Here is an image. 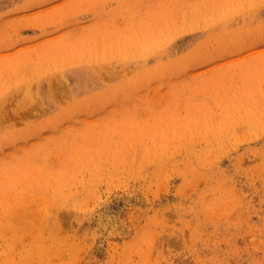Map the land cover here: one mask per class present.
Wrapping results in <instances>:
<instances>
[{"label":"rangeland","instance_id":"1","mask_svg":"<svg viewBox=\"0 0 264 264\" xmlns=\"http://www.w3.org/2000/svg\"><path fill=\"white\" fill-rule=\"evenodd\" d=\"M0 264H264V0H0Z\"/></svg>","mask_w":264,"mask_h":264}]
</instances>
